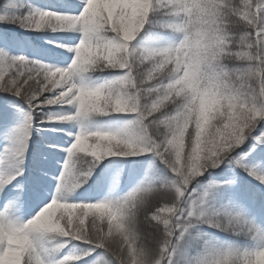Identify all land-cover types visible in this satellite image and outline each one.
I'll list each match as a JSON object with an SVG mask.
<instances>
[{
	"label": "snow or ice",
	"instance_id": "obj_1",
	"mask_svg": "<svg viewBox=\"0 0 264 264\" xmlns=\"http://www.w3.org/2000/svg\"><path fill=\"white\" fill-rule=\"evenodd\" d=\"M0 264H264V0H0Z\"/></svg>",
	"mask_w": 264,
	"mask_h": 264
}]
</instances>
